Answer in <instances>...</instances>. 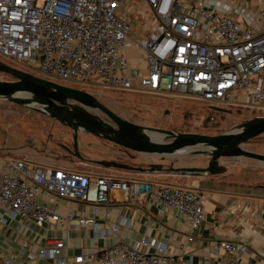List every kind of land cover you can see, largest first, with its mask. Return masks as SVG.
Returning a JSON list of instances; mask_svg holds the SVG:
<instances>
[{
    "label": "built area",
    "instance_id": "built-area-1",
    "mask_svg": "<svg viewBox=\"0 0 264 264\" xmlns=\"http://www.w3.org/2000/svg\"><path fill=\"white\" fill-rule=\"evenodd\" d=\"M147 2L157 24L147 37L133 39L129 22L116 14L121 6L130 11L129 0H0V56L33 68L36 76L85 86L88 92L102 87L177 94L212 107H238L264 116V0ZM40 192L86 202L95 212L96 206L112 203L111 192H120L125 200L146 198L176 210L191 232L205 221L208 198L186 186L42 167L19 157L0 159V207L7 211L1 224L10 227L18 218H30L36 226L59 223L55 206L38 202ZM72 218L79 227L98 230L92 217L70 213L67 219ZM188 241H193L192 235ZM148 245L144 237L133 244L119 241L101 249L96 264H182L165 242L152 253L144 250ZM65 246L64 238L37 248L24 238L15 252L0 257V264L39 260L85 264V255L70 261L63 253ZM220 249L225 254L221 264H250L246 259L253 251L246 240L222 239L213 244L215 253Z\"/></svg>",
    "mask_w": 264,
    "mask_h": 264
},
{
    "label": "rangeland",
    "instance_id": "rangeland-1",
    "mask_svg": "<svg viewBox=\"0 0 264 264\" xmlns=\"http://www.w3.org/2000/svg\"><path fill=\"white\" fill-rule=\"evenodd\" d=\"M141 2L142 5L139 4ZM129 6V12L121 6L116 10V14L120 19L129 22L131 26L129 35L133 39L147 37L151 28L157 24V22H152L149 3L147 0H129ZM0 61L22 68L33 75L38 74L33 68L11 63L2 56H0ZM142 62L145 61L142 60ZM11 78L10 75L0 72V80H11ZM75 88L88 90L85 86ZM89 90L122 118L148 128L217 135L233 128H239L241 123L257 116L256 112L238 107L223 108L228 112L219 111L209 104L186 99L177 94L157 96L102 87H91ZM209 116L214 119L210 120ZM74 136L75 133L53 119L44 106L35 102L19 105L0 97V155L3 154L5 158L20 153L27 155L32 152L64 163L70 160L75 170L81 172L124 178L143 177L136 171L95 164V161L101 160L128 162L129 158L123 153V147L80 129L77 130L75 139ZM167 140L168 137L163 138V141ZM74 144L80 157L68 151L73 149ZM242 147L251 152L264 154V133L246 141ZM195 149L198 151L202 147ZM130 154L135 158L143 157L142 153L130 151ZM144 156L148 158L147 162H144V168L150 164L162 165V171L143 173L146 177L155 175L154 179L160 184L188 187L190 185L188 181L196 180L198 187L215 183L216 185H234L264 191V163L256 159L243 156L221 157L217 164L224 166L223 172L216 175L210 173L193 175L174 169L206 167L210 162L209 154L187 150L163 159L152 154H144Z\"/></svg>",
    "mask_w": 264,
    "mask_h": 264
},
{
    "label": "crops",
    "instance_id": "crops-1",
    "mask_svg": "<svg viewBox=\"0 0 264 264\" xmlns=\"http://www.w3.org/2000/svg\"><path fill=\"white\" fill-rule=\"evenodd\" d=\"M130 63L136 64L133 59H130ZM30 153H20L13 157L24 158L28 163L42 167L57 166L75 170L70 160L64 163ZM0 159L7 158L2 154ZM147 160L143 154L141 158H131L128 162L121 163L143 167ZM120 170L136 171L143 175L139 178L157 181L154 179L155 175L144 176L143 173L148 171ZM159 171L162 170L151 172ZM189 183L188 187L208 195L204 204L205 221L192 232L188 221L179 216L176 210L162 208L146 198L125 200L120 192H111L112 203L109 206H96L98 212H95V207L86 202L55 199L40 192L37 195L38 202L55 206L61 221L36 226L30 218H18L10 227L0 223V257L15 252L24 238L33 242L36 248L44 246L51 239L64 238L66 246L63 253L70 261H74L77 255H85V264H96L97 254L104 247L119 241L133 244L144 237L149 241L144 249L148 253L165 242L169 252L180 258L182 264H221L224 251L220 249L215 253L213 244L222 239L234 238L246 240L250 244L253 255L246 259L250 264H261L264 261V191L215 183L198 187L196 180H190ZM6 213V209L0 207V218ZM70 213L74 216L92 217L98 230L95 231L88 225L79 227L77 219H67ZM190 235L193 236L191 242L188 241ZM35 263L51 264L44 260Z\"/></svg>",
    "mask_w": 264,
    "mask_h": 264
},
{
    "label": "water",
    "instance_id": "water-1",
    "mask_svg": "<svg viewBox=\"0 0 264 264\" xmlns=\"http://www.w3.org/2000/svg\"><path fill=\"white\" fill-rule=\"evenodd\" d=\"M0 72L8 74L15 79L13 81L0 80L1 98L8 99L19 105L35 102L47 109L48 106L63 105L68 101H72L79 109L84 111L85 114L83 115L90 118L95 117L87 113L85 108L99 109L117 126L116 129L110 131L111 134H104L103 138L130 151L147 155H157L161 159L187 150L205 152L210 155V162L206 167H179L174 169L181 173L193 175H202L204 173H210L211 175L219 174L225 169L224 166L217 164V161L221 157L243 156L264 163V154L251 152L242 147L246 141L264 133V116L247 119L240 124L239 128H233L232 130L217 135L182 133L165 129L148 128L122 118L101 103L96 94L92 92L49 81L1 61ZM213 108L228 112V110L223 108ZM49 115L59 119V117L51 113ZM77 130V127L73 128L75 133L74 139ZM150 132L160 133L163 137L160 141H154L149 136ZM164 137H168V140L163 141ZM197 147H202V149L197 151L195 149ZM73 153L76 157H80L75 144L73 146ZM95 164L103 167L138 169L139 171L148 172L163 169L161 164H150L146 168L133 167L118 161L101 160L95 161Z\"/></svg>",
    "mask_w": 264,
    "mask_h": 264
},
{
    "label": "flooded vegetation",
    "instance_id": "flooded-vegetation-1",
    "mask_svg": "<svg viewBox=\"0 0 264 264\" xmlns=\"http://www.w3.org/2000/svg\"><path fill=\"white\" fill-rule=\"evenodd\" d=\"M15 68H18V67H15ZM13 80L15 79L12 77L11 80H7V81H13ZM99 101L103 103L106 107L114 111L105 102H103L100 99ZM74 105H75L74 102L68 101L63 105L48 106V109L45 108V110L47 109L46 111L48 112V114L51 113L59 117V119L56 117H52V118L60 122L65 127L69 128L73 133H74L73 128L77 127V129L83 130L85 133H91L94 136L103 138L104 134H107V135L111 134L110 131L117 128L116 124L99 109L86 107L85 111L89 114H92L95 117V118H90L86 115H83L85 114L84 111L82 109H79L76 105L75 106ZM68 151L70 154H73V149H69ZM123 153L126 154V156L129 159L135 158L132 154H130V151L128 149L124 148Z\"/></svg>",
    "mask_w": 264,
    "mask_h": 264
},
{
    "label": "bare ground",
    "instance_id": "bare-ground-1",
    "mask_svg": "<svg viewBox=\"0 0 264 264\" xmlns=\"http://www.w3.org/2000/svg\"><path fill=\"white\" fill-rule=\"evenodd\" d=\"M149 136L154 141H160L163 137L162 134L156 133V132H150ZM179 153H181V152H179ZM235 157H239V156H235Z\"/></svg>",
    "mask_w": 264,
    "mask_h": 264
},
{
    "label": "trees",
    "instance_id": "trees-1",
    "mask_svg": "<svg viewBox=\"0 0 264 264\" xmlns=\"http://www.w3.org/2000/svg\"><path fill=\"white\" fill-rule=\"evenodd\" d=\"M5 63V62H4Z\"/></svg>",
    "mask_w": 264,
    "mask_h": 264
}]
</instances>
